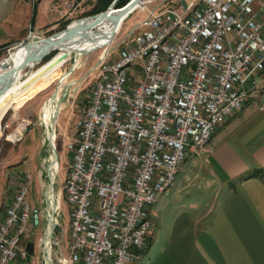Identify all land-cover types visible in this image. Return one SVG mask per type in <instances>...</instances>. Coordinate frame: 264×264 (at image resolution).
Listing matches in <instances>:
<instances>
[{
	"label": "built area",
	"instance_id": "2783aa9c",
	"mask_svg": "<svg viewBox=\"0 0 264 264\" xmlns=\"http://www.w3.org/2000/svg\"><path fill=\"white\" fill-rule=\"evenodd\" d=\"M253 3L185 0L160 10L144 4L146 17L128 42L100 57L90 72L98 77L89 103L66 145L68 253L47 233L40 239L44 264L139 258L151 229L146 208L173 185L185 159L199 156L264 85V31ZM31 185L24 174L0 222V264H29L21 241L31 235Z\"/></svg>",
	"mask_w": 264,
	"mask_h": 264
},
{
	"label": "crops",
	"instance_id": "0c3cea01",
	"mask_svg": "<svg viewBox=\"0 0 264 264\" xmlns=\"http://www.w3.org/2000/svg\"><path fill=\"white\" fill-rule=\"evenodd\" d=\"M68 3L0 0V52L27 42L32 33L39 37L55 29L73 14ZM252 9L264 31V0H254ZM41 120L55 143L53 120ZM259 169H264V85L217 128L199 156L185 159L173 185L146 208L151 213L147 245L130 264H264V176L243 179ZM55 206L56 199L53 217ZM59 224L52 222V238L62 243Z\"/></svg>",
	"mask_w": 264,
	"mask_h": 264
},
{
	"label": "rangeland",
	"instance_id": "374dc122",
	"mask_svg": "<svg viewBox=\"0 0 264 264\" xmlns=\"http://www.w3.org/2000/svg\"><path fill=\"white\" fill-rule=\"evenodd\" d=\"M183 1L185 0H148L144 4L150 10H160L170 8ZM68 2L73 7L72 11L68 10V12L73 13L72 16L61 21L55 29L41 33L39 38H47L63 31L74 21L97 15L91 13L95 9L97 0H85L82 3L77 0H68ZM142 8L138 7L130 16L124 19L110 44L94 51H85L79 58L72 55L68 62L60 68L52 70V72L44 69L37 70L47 64L43 59L31 74L35 76V79H30L29 76L31 75H29L14 85L7 97L0 101V119L8 109L1 120L0 128V220L5 214L7 205L16 194L24 174H29L32 185L28 202L32 215L34 211H38L40 215L39 225L32 223L29 228L31 235L24 237L21 241V246L27 250L29 259L31 258V264H44L40 239L46 232L48 222L50 226V216L52 221L55 220L60 223L56 227L58 229L56 232L57 235L62 234L64 236L60 246L62 245L63 252L68 253L66 246L70 243L71 207L65 198L60 197L59 200V195L63 183L67 179L68 168L71 163V153L66 148L71 140L70 130L72 127L70 126L78 118V111L89 103L92 86L98 77V71H94L90 75L91 70L98 64L100 57L106 51L109 50L113 54L117 53L131 31L146 17L147 12ZM108 10L109 8L106 11ZM114 12L116 10L110 12V15ZM16 48L1 51L0 62L7 59L10 52H13ZM56 53L57 51H52L45 58H53ZM28 72L29 69H25L23 74L25 75ZM138 75L142 77L141 70H138ZM57 92L60 94L59 116L57 122L54 123L55 133H53L57 136L55 148L58 157V176L54 185L56 206L55 216L53 217L48 208L51 181L53 180L51 171L53 151L48 141L45 123L42 122L41 118L44 119V109L48 100ZM50 138L53 140L52 133ZM179 198L180 196L176 201ZM57 201L59 202V209L57 208ZM146 212L151 218V213L147 210ZM55 241L59 243L58 240ZM54 250L58 251L57 245Z\"/></svg>",
	"mask_w": 264,
	"mask_h": 264
},
{
	"label": "bare ground",
	"instance_id": "6f19581e",
	"mask_svg": "<svg viewBox=\"0 0 264 264\" xmlns=\"http://www.w3.org/2000/svg\"><path fill=\"white\" fill-rule=\"evenodd\" d=\"M139 4H141V2H139ZM131 7L132 6L116 10V12H114L111 15H110L111 10H108L106 12L107 16L105 17H102V15H95V16H90V17L83 18V19L72 22L69 25L68 30L61 32V33L54 34L49 37L50 40L61 41L58 46L53 47L52 49H50L49 52H47L48 46L45 43L35 42V41L31 42V52H27L28 49L24 48V45L19 46L13 52H10V55L7 58L8 68L6 70H3L2 67L0 66V78L3 75H5L6 72H8L10 69H13L15 67L17 68L18 65L22 63V61L25 59L27 55H28L27 58L29 60V64H28L29 66L26 69H29V72L25 75L23 74L24 71L17 72L5 84L1 85L0 101H2L3 99L7 97L11 88L14 85L24 80L25 78H27L29 75L33 73V70L38 65V63H36L37 58L39 57V54H41L42 52L45 51L48 54V53H51L52 51H61V52H65L68 54L75 55L76 58H79L85 51H89V50L94 51V50L103 48L106 45L110 44L112 40L111 38L115 35L121 23L124 21V20L121 21L122 16ZM67 33H70V34H67ZM66 34L69 35V38H67L66 41H63ZM59 100H60L59 92H57V94L53 95L48 100L45 106L44 115H43V118L47 120V122H50L51 119L54 120L56 118L58 108H59ZM51 159H52V167H51L52 170L51 171H52V177H53L52 181H54V175L57 173V169H58L57 168L58 163H57V160H55L54 153ZM49 196H50V201L48 199L49 201L48 208L51 209V206H52V203L55 197L51 191L49 193ZM50 231H51V221H50L48 233Z\"/></svg>",
	"mask_w": 264,
	"mask_h": 264
},
{
	"label": "water",
	"instance_id": "95a60500",
	"mask_svg": "<svg viewBox=\"0 0 264 264\" xmlns=\"http://www.w3.org/2000/svg\"><path fill=\"white\" fill-rule=\"evenodd\" d=\"M148 0H130L124 7H122V8H126V7H130V6H132L126 13H124V15L122 16V18H121V21L122 20H124V19H126L134 10H136L138 7H142L143 6V4L144 3H146ZM118 2V0H115L112 4H111V6L109 7V10H111V11H113V10H115V9H117V10H119V9H122V8H116L115 6H116V3ZM136 2V3H135ZM139 2H141V4H139ZM115 8V9H114ZM110 11V12H111ZM106 12L107 11H105V12H102V13H99V14H97V15H102V17H105V16H107L106 15ZM95 16V15H94ZM108 16H109V14H108ZM69 29V25L66 27V29H64L63 31H61V32H64V31H66V30H68ZM61 32H59V33H61ZM57 34V33H56ZM67 34H70V33H67ZM65 35V38L63 39V41H66L67 40V38H69V35ZM115 36V35H114ZM114 36L111 38L112 40H113V38H114ZM33 36H30L29 37V40L27 41V42H25V43H23V44H21L20 46H22V45H24V48H27L28 50H27V52H31V42H33L32 40H34L35 42H42V43H45L47 46H48V51L47 52H49L50 51V49H52L53 47H56V46H58L59 44H60V42L61 41H56V40H50V36L49 37H47V38H39V37H33ZM112 40H111V42H112ZM48 54H50V53H48ZM45 51L44 52H42L41 54H39V57L37 58V61H36V63H41L42 62V60L45 58V56H47L48 55ZM28 56V55H27ZM27 56L25 57V59L22 61V63H20L19 65H18V67L16 68H13V69H10L8 72H6V74L5 75H3L1 78H0V87H1V85H3V84H5L9 79H11L12 78V76H14L17 72H20V71H24L26 68H28V64H29V60H28V58H27ZM27 58V59H26ZM0 66L2 67V69L3 70H6L7 68H8V61H7V59H4V60H2L1 62H0ZM59 116V110H58V112H57V116H56V120H57V117ZM53 120V123H55L56 122V120ZM48 133H49V129L48 128H46V134L48 135ZM48 141H49V143H50V147H51V149H52V151H53V153H54V155H55V160H57L58 161V157H57V153H56V148H55V144H54V142H53V140H52V138H50L49 137V135H48ZM49 173H50V170L48 171ZM54 185H55V182L54 181H51V192L54 194V197H55V188H54ZM53 206V205H52ZM50 214L53 216L54 215V209H53V207L51 208V210H50ZM34 222H35V225H39V223H40V215H39V212L38 211H34ZM50 221H51V224H52V218H51V216H50ZM52 227V226H51ZM52 232H53V230H51L50 232H49V234H48V239L49 240H51L52 239ZM48 262H49V264H52L51 263V261L48 259Z\"/></svg>",
	"mask_w": 264,
	"mask_h": 264
},
{
	"label": "trees",
	"instance_id": "16d2710c",
	"mask_svg": "<svg viewBox=\"0 0 264 264\" xmlns=\"http://www.w3.org/2000/svg\"><path fill=\"white\" fill-rule=\"evenodd\" d=\"M114 1L115 0H98L97 4L95 6V9L91 12L92 15L93 14H99V13L106 11ZM129 1L130 0H118V2L116 3V8L124 7ZM115 10H117V9H115ZM71 57H72V54L57 51L56 55L53 58L52 57L44 58V62H47V64L46 63H45L46 65L43 64L44 66L40 67L37 70L44 69V70L52 72V70H54L56 68H60L61 66H63L66 62H68L71 59ZM37 70H35V71H37ZM29 78L35 79V76L31 75V76H29ZM6 111L3 113V115L0 119V128H1V120L4 116V114L6 113ZM9 140H11V138H9ZM263 176H264V169H259V170H255L254 172H252L250 175H248L246 178H243V179L246 180L249 178H259V177H263ZM235 187L236 186L234 185L233 188H235Z\"/></svg>",
	"mask_w": 264,
	"mask_h": 264
}]
</instances>
